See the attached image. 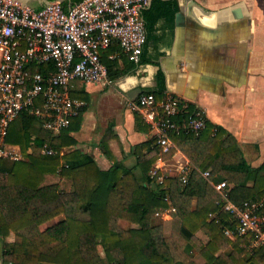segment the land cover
Instances as JSON below:
<instances>
[{
	"label": "trees",
	"instance_id": "trees-1",
	"mask_svg": "<svg viewBox=\"0 0 264 264\" xmlns=\"http://www.w3.org/2000/svg\"><path fill=\"white\" fill-rule=\"evenodd\" d=\"M81 1L62 0L61 4L67 11ZM177 10V0H152L142 10L147 38L159 18L172 20ZM115 52L119 56L110 58ZM120 58L127 68L137 64L114 42L102 55L111 79L126 70ZM141 61H146L143 53ZM39 70L49 69L41 66ZM157 80L158 89L152 92L161 101L165 90L161 71ZM71 94L88 99L78 84ZM195 108L191 103L175 119L188 120ZM84 109L59 134L25 111L10 124L6 141L19 145L24 159H0V264H195L194 251L207 264H264V246L250 247L252 235L236 231V223L212 185L225 181V191L237 205L260 201L264 199V160L253 167L236 137L207 119L199 135L172 132L175 147L166 152L155 137L136 145L133 166L114 159L108 145L115 137L110 128L102 145L113 164L105 169L79 149L64 151L77 142L72 133L81 128ZM135 121L139 129L150 127L137 110ZM47 147L54 153H43ZM185 158L191 163L186 182L178 175L161 182L151 178L158 160ZM205 171L210 172L208 178ZM170 206L182 227L167 236L155 219ZM61 215L62 219L41 228ZM122 220L131 226L124 227ZM226 230L233 232V238Z\"/></svg>",
	"mask_w": 264,
	"mask_h": 264
},
{
	"label": "crops",
	"instance_id": "crops-1",
	"mask_svg": "<svg viewBox=\"0 0 264 264\" xmlns=\"http://www.w3.org/2000/svg\"><path fill=\"white\" fill-rule=\"evenodd\" d=\"M177 1L174 18H159L147 38L145 62L127 68L120 58V66L126 70L111 82L74 81V87L81 85L88 99L81 128L72 133L77 142L64 151L79 149L107 169L113 160L105 154L102 142L112 128L115 137L108 145L114 159L135 165L133 147L153 138L155 130L149 124L146 130L137 127L133 103L142 92L158 89L157 74L161 71L165 78L162 100L172 94L186 98L207 119L236 137L253 167L262 164L264 0ZM190 166L188 158L161 160L152 170L173 177ZM172 214H176L173 207L163 209L156 217L158 224L166 228ZM178 221L180 230L181 219ZM124 223L129 222L122 220ZM194 259L203 261L195 251Z\"/></svg>",
	"mask_w": 264,
	"mask_h": 264
},
{
	"label": "built area",
	"instance_id": "built-area-1",
	"mask_svg": "<svg viewBox=\"0 0 264 264\" xmlns=\"http://www.w3.org/2000/svg\"><path fill=\"white\" fill-rule=\"evenodd\" d=\"M150 1L82 0L66 11L60 0L40 9L0 0L1 160L24 159L21 147L6 141L10 124L23 111L38 117L54 134L70 125L86 104L72 96L74 81L111 82L102 55L114 42L120 44L130 60L140 63L147 41L142 10ZM118 56L116 52L109 55L112 59ZM41 66L49 70L42 72ZM190 104L176 94L157 101L153 92L145 91L133 108L155 130L154 137L166 152L175 147L172 132L193 131L199 135L206 127L207 117L197 107L188 120L175 119ZM43 153L53 154L54 149L44 148ZM190 168L181 169L178 175L184 182ZM209 173L203 172L204 177L208 178ZM150 176L158 182L166 177L157 169L151 170ZM212 185L236 223V231L252 235L250 247L264 246V199L237 205L228 197L225 181ZM226 234L233 238L231 230H226Z\"/></svg>",
	"mask_w": 264,
	"mask_h": 264
},
{
	"label": "rangeland",
	"instance_id": "rangeland-1",
	"mask_svg": "<svg viewBox=\"0 0 264 264\" xmlns=\"http://www.w3.org/2000/svg\"><path fill=\"white\" fill-rule=\"evenodd\" d=\"M173 215V214H172ZM64 216L63 215H61V216H59V217H57V218H54L53 220H51V221H49V222H47V223H45V224H43L42 226H41V228L42 229H45L47 226H49V225H51V224H53V223H55V222H57L58 220H60V219H62ZM178 219H179V217L175 214V215H173V220H171V221H169V224L167 225V227L166 228H164L163 226H162V229H163V233H164V235L165 234H168L167 236H169L171 233H173V232H179V221H178ZM156 221H158V218L156 219ZM124 227H129V226H131V224L130 223H124V224H122ZM100 252H101V255L102 256H104L105 254H104V251H103V249L102 248H100ZM197 254H198V252L197 251H195ZM202 259H203V261L200 263V261L198 262V261H196L195 259V264H207L206 262H205V259L202 257ZM205 262V263H204ZM41 264H48V263H41Z\"/></svg>",
	"mask_w": 264,
	"mask_h": 264
},
{
	"label": "water",
	"instance_id": "water-1",
	"mask_svg": "<svg viewBox=\"0 0 264 264\" xmlns=\"http://www.w3.org/2000/svg\"><path fill=\"white\" fill-rule=\"evenodd\" d=\"M14 1L19 2L23 5L34 7V8H36L37 5H46L49 2H51L50 0H14Z\"/></svg>",
	"mask_w": 264,
	"mask_h": 264
}]
</instances>
